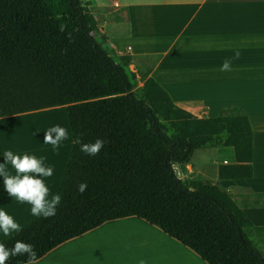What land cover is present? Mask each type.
Returning <instances> with one entry per match:
<instances>
[{
  "label": "trees",
  "instance_id": "obj_1",
  "mask_svg": "<svg viewBox=\"0 0 264 264\" xmlns=\"http://www.w3.org/2000/svg\"><path fill=\"white\" fill-rule=\"evenodd\" d=\"M116 57L86 0H0V118L64 107L73 141L54 217L32 219L0 241L33 246L35 262L102 224L136 217L193 251L206 264H264L254 225L228 192L180 179L198 150L231 148L220 181L253 177V133L246 113L225 107L197 118L177 107L145 73ZM141 84V85H140ZM107 142L89 157L75 143ZM87 184L80 193L78 185Z\"/></svg>",
  "mask_w": 264,
  "mask_h": 264
},
{
  "label": "crops",
  "instance_id": "obj_2",
  "mask_svg": "<svg viewBox=\"0 0 264 264\" xmlns=\"http://www.w3.org/2000/svg\"><path fill=\"white\" fill-rule=\"evenodd\" d=\"M86 8L96 22L97 35L107 38L114 55L129 57V69L153 78L177 107L197 118L217 117L229 106L246 113L253 133L251 179H218L221 165L235 163L231 148L215 149L219 161L215 162L214 180L192 159L188 165L176 168L180 179L203 180L218 186L214 182L217 176L222 189L256 228L253 243L264 257L263 1L86 0ZM235 50L240 52L239 59H232L230 71H220L222 62L232 58ZM64 109L0 118V163L5 150L16 155L43 156L45 165L54 169L53 175L45 178L50 195L59 190L73 141L64 162L58 164L62 147L53 150L52 145L42 144L33 127L38 117ZM7 167L15 174L10 165ZM0 207L20 229L35 218L30 205L3 192L2 181ZM119 232L126 238L114 251ZM10 236L0 235V241ZM140 260L145 264H206L193 251L136 217L106 222L29 264H138Z\"/></svg>",
  "mask_w": 264,
  "mask_h": 264
},
{
  "label": "clouds",
  "instance_id": "obj_3",
  "mask_svg": "<svg viewBox=\"0 0 264 264\" xmlns=\"http://www.w3.org/2000/svg\"><path fill=\"white\" fill-rule=\"evenodd\" d=\"M239 50L234 51L232 58H226L220 71H230L232 59H239ZM68 131L59 125L49 127L43 136V142L52 145L53 150H57L62 141L68 139ZM107 141L97 138L92 143H81L79 139L75 143L80 145V151L89 157L96 156L104 147ZM3 162L0 163V181H2L3 192L8 197L14 198L17 202L30 205V213L33 217L49 218L54 217L57 208L61 204V195L49 194V188L45 183V178L53 175L54 169L46 166L43 156L37 158L35 155H16L11 150H5L2 153ZM7 165H10L15 174L9 171ZM87 184L78 185V191L83 193ZM20 231V225L0 207V235L10 236ZM27 254L29 260L35 258L36 253L33 246L23 241H16L11 248H7L0 243V264H5L10 256ZM138 264H145L140 260Z\"/></svg>",
  "mask_w": 264,
  "mask_h": 264
},
{
  "label": "rangeland",
  "instance_id": "obj_4",
  "mask_svg": "<svg viewBox=\"0 0 264 264\" xmlns=\"http://www.w3.org/2000/svg\"><path fill=\"white\" fill-rule=\"evenodd\" d=\"M262 1H263V7H264V0H262ZM35 120H36L34 122L35 126L33 127V129L36 130L35 128H37V132L39 133V135L42 138V144H44V142H43L44 132L49 127L54 126V125H59V126L67 129L68 134H69L68 139L62 141V143H61L60 147H62L63 152L60 154V160L57 161V158H56V161L58 162V164H62L64 162V158L67 157V154L69 152L68 146L70 145V141L72 139L70 129H69L66 110L65 109L64 110H58L54 113L44 114V116L42 115ZM227 151H230V149H227ZM217 161H219L218 152L215 149L198 150L192 158V163L199 162L201 164V168L203 170H205L204 173L206 174V176L211 178L212 180H214V168L216 166L215 162H217ZM175 173L178 177L180 176L178 169L176 167H175ZM214 182H215V184H218V186L220 188H223L222 183L217 179V176H216V181H214ZM124 238H126V234L119 232L118 236L116 238L118 242L116 243V245L114 246V248L112 250L117 251L121 245V242L124 240ZM108 247H109V245H108ZM108 250H109V248H108Z\"/></svg>",
  "mask_w": 264,
  "mask_h": 264
}]
</instances>
